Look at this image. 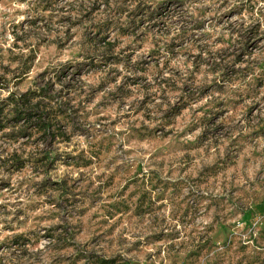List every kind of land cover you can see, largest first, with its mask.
I'll return each instance as SVG.
<instances>
[{
	"label": "clouds",
	"instance_id": "9594fccd",
	"mask_svg": "<svg viewBox=\"0 0 264 264\" xmlns=\"http://www.w3.org/2000/svg\"><path fill=\"white\" fill-rule=\"evenodd\" d=\"M0 108V264H264V0H0Z\"/></svg>",
	"mask_w": 264,
	"mask_h": 264
},
{
	"label": "rangeland",
	"instance_id": "374dc122",
	"mask_svg": "<svg viewBox=\"0 0 264 264\" xmlns=\"http://www.w3.org/2000/svg\"><path fill=\"white\" fill-rule=\"evenodd\" d=\"M2 111H3V109L0 108V112H2ZM23 118H24V115H23V114H19V110H18L17 119H23ZM45 128H47V125H46V124H44L42 130L45 129ZM132 195H136V193L134 192V193H132ZM140 203H141V206H142V207L150 206V205H149V202H148L147 199H146V197H143V196L141 197ZM110 207L116 209L117 211H119L121 207H123V208L126 210L127 205H122V206L110 205ZM257 210H258L259 212H261V213H264V202L258 204V206H257ZM250 216H251V213L249 212V213L247 214L246 218H247V217H250ZM220 230H221L222 232H225V233L228 231V229H227L223 224L220 225ZM101 264H103V262H101Z\"/></svg>",
	"mask_w": 264,
	"mask_h": 264
},
{
	"label": "trees",
	"instance_id": "16d2710c",
	"mask_svg": "<svg viewBox=\"0 0 264 264\" xmlns=\"http://www.w3.org/2000/svg\"><path fill=\"white\" fill-rule=\"evenodd\" d=\"M19 114H23L22 112H19ZM44 125L41 126V128H43Z\"/></svg>",
	"mask_w": 264,
	"mask_h": 264
}]
</instances>
